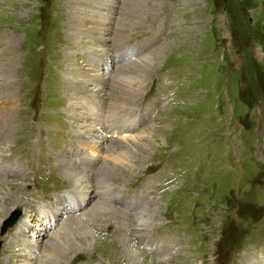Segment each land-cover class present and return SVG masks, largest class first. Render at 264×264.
Instances as JSON below:
<instances>
[{
	"label": "rangeland",
	"instance_id": "1",
	"mask_svg": "<svg viewBox=\"0 0 264 264\" xmlns=\"http://www.w3.org/2000/svg\"><path fill=\"white\" fill-rule=\"evenodd\" d=\"M18 206L0 264H264V0H0Z\"/></svg>",
	"mask_w": 264,
	"mask_h": 264
},
{
	"label": "water",
	"instance_id": "2",
	"mask_svg": "<svg viewBox=\"0 0 264 264\" xmlns=\"http://www.w3.org/2000/svg\"><path fill=\"white\" fill-rule=\"evenodd\" d=\"M18 215V213H13L11 215H9L3 222H2V225H1V232H4L5 229L7 228V226L10 224V223H13L15 220H16V216Z\"/></svg>",
	"mask_w": 264,
	"mask_h": 264
},
{
	"label": "bare ground",
	"instance_id": "3",
	"mask_svg": "<svg viewBox=\"0 0 264 264\" xmlns=\"http://www.w3.org/2000/svg\"><path fill=\"white\" fill-rule=\"evenodd\" d=\"M92 147H95V146L92 144ZM11 224H12V223H10V224L7 226V228H8ZM7 228H6V229H7ZM48 259H49V258H48Z\"/></svg>",
	"mask_w": 264,
	"mask_h": 264
}]
</instances>
